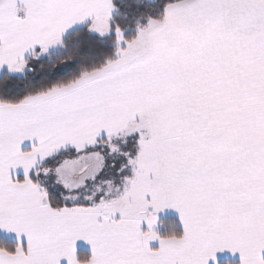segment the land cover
<instances>
[{"label": "snow or ice", "instance_id": "1", "mask_svg": "<svg viewBox=\"0 0 264 264\" xmlns=\"http://www.w3.org/2000/svg\"><path fill=\"white\" fill-rule=\"evenodd\" d=\"M264 264V0H0V264Z\"/></svg>", "mask_w": 264, "mask_h": 264}, {"label": "crops", "instance_id": "2", "mask_svg": "<svg viewBox=\"0 0 264 264\" xmlns=\"http://www.w3.org/2000/svg\"><path fill=\"white\" fill-rule=\"evenodd\" d=\"M221 260L225 259H233L231 256H229L227 253H225L223 256L220 257Z\"/></svg>", "mask_w": 264, "mask_h": 264}, {"label": "trees", "instance_id": "3", "mask_svg": "<svg viewBox=\"0 0 264 264\" xmlns=\"http://www.w3.org/2000/svg\"><path fill=\"white\" fill-rule=\"evenodd\" d=\"M226 260H231V259L221 260V264H224V262H225Z\"/></svg>", "mask_w": 264, "mask_h": 264}]
</instances>
